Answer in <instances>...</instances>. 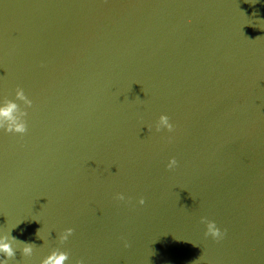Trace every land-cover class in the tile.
Returning <instances> with one entry per match:
<instances>
[{"label":"water","instance_id":"1","mask_svg":"<svg viewBox=\"0 0 264 264\" xmlns=\"http://www.w3.org/2000/svg\"><path fill=\"white\" fill-rule=\"evenodd\" d=\"M3 98L8 264H264V0H0Z\"/></svg>","mask_w":264,"mask_h":264},{"label":"clouds","instance_id":"2","mask_svg":"<svg viewBox=\"0 0 264 264\" xmlns=\"http://www.w3.org/2000/svg\"><path fill=\"white\" fill-rule=\"evenodd\" d=\"M16 99L23 101L27 106H31V101L25 96L23 90L18 89L15 93ZM26 112L21 110L20 106L14 101L7 98L0 99V131L7 133H14L23 135L27 131V126L24 117ZM155 130L157 132L161 130H166L171 132L173 130V124L170 122L167 115L161 114L156 121ZM177 165L176 159L170 158L167 162L166 167L168 169H173ZM117 200L123 201L125 196L122 193H117ZM145 201L141 197L138 200L139 205H144ZM201 222L205 224L206 231L205 236H210L213 240L223 239L224 232L216 225L215 221L207 220L201 218ZM17 225H14L9 231L5 234L0 232V264H8L10 259H13L16 253V250L19 249L23 257H31L34 252V245L27 242H22L13 237L10 233L13 228ZM39 230H37V237ZM73 234L72 228H66L60 235L59 241L61 243L68 240V238ZM40 239V238H39ZM42 240V239H41ZM127 247V245H125ZM69 255L66 251L59 249L51 251L43 259L40 260V264H68ZM77 264H82V262H77Z\"/></svg>","mask_w":264,"mask_h":264}]
</instances>
